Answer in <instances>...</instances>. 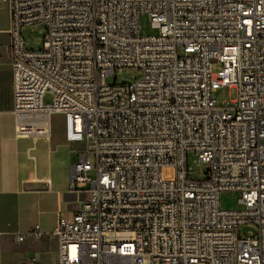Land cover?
Returning a JSON list of instances; mask_svg holds the SVG:
<instances>
[{"label":"built area","instance_id":"built-area-1","mask_svg":"<svg viewBox=\"0 0 264 264\" xmlns=\"http://www.w3.org/2000/svg\"><path fill=\"white\" fill-rule=\"evenodd\" d=\"M1 1L16 136L47 137L60 115L66 143L88 147L71 166L81 208L30 232L56 239L58 264H264V0ZM142 15L156 35H141ZM39 23L28 50L21 30ZM124 68L140 76L106 83ZM222 87L236 98L218 105ZM224 191L241 210L220 208Z\"/></svg>","mask_w":264,"mask_h":264},{"label":"crops","instance_id":"crops-1","mask_svg":"<svg viewBox=\"0 0 264 264\" xmlns=\"http://www.w3.org/2000/svg\"><path fill=\"white\" fill-rule=\"evenodd\" d=\"M9 27V7L0 0V264H58L56 239L30 232L38 226L48 233L58 217L81 208L84 194L70 189V178L83 143H66L60 115L51 116L47 137L16 136Z\"/></svg>","mask_w":264,"mask_h":264},{"label":"rangeland","instance_id":"rangeland-1","mask_svg":"<svg viewBox=\"0 0 264 264\" xmlns=\"http://www.w3.org/2000/svg\"><path fill=\"white\" fill-rule=\"evenodd\" d=\"M45 32V26L42 23L23 27L21 30V36L24 40L25 47L28 50H38L41 48V42ZM140 32L142 36H153L156 35L158 30L153 27L146 15L140 17ZM223 65L216 61L211 62V72L217 73L222 70ZM140 76V71L134 68H124L120 71H116L114 75L107 77L106 83L113 84H129L133 82ZM212 99L216 101L218 105L222 103L233 101L236 98V89L231 87H222L217 89L211 95ZM53 101V95L51 93H46L43 98L44 104H51ZM60 124V120H57ZM58 125V124H57ZM87 145L83 143L76 148V151L87 150ZM90 160L93 162L94 157L89 154ZM188 167L191 169V178L204 179L205 171L207 170V165L204 163L197 162V156L190 152L187 155ZM91 179H95V171L92 170L89 173ZM220 208L225 211H237L242 209V204L240 203V193L235 191H224L219 197ZM239 235L244 237L248 233L255 232V227L252 225H241L239 226Z\"/></svg>","mask_w":264,"mask_h":264}]
</instances>
